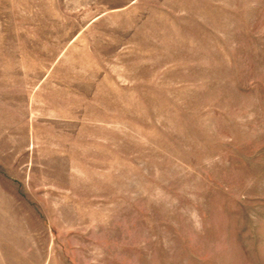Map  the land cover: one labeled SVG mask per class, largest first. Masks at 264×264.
Segmentation results:
<instances>
[{
    "label": "rangeland",
    "instance_id": "374dc122",
    "mask_svg": "<svg viewBox=\"0 0 264 264\" xmlns=\"http://www.w3.org/2000/svg\"><path fill=\"white\" fill-rule=\"evenodd\" d=\"M0 264H264V0H0Z\"/></svg>",
    "mask_w": 264,
    "mask_h": 264
}]
</instances>
